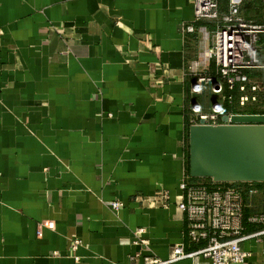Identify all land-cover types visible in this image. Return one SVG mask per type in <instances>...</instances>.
<instances>
[{"label": "crops", "instance_id": "crops-1", "mask_svg": "<svg viewBox=\"0 0 264 264\" xmlns=\"http://www.w3.org/2000/svg\"><path fill=\"white\" fill-rule=\"evenodd\" d=\"M254 10L261 0L241 5L263 22ZM192 18V0H0V264L124 263L200 246L187 245L177 206L190 103L203 101L185 68L198 52L182 30ZM241 246L242 264H264V235Z\"/></svg>", "mask_w": 264, "mask_h": 264}, {"label": "built area", "instance_id": "built-area-1", "mask_svg": "<svg viewBox=\"0 0 264 264\" xmlns=\"http://www.w3.org/2000/svg\"><path fill=\"white\" fill-rule=\"evenodd\" d=\"M250 1L254 0H227L226 8L221 9L219 0H192L193 18L182 30L193 35L198 52L185 68L194 76L190 93L202 95L203 101L190 103L188 126L229 123L234 114H264V21L255 22L243 16L241 5ZM224 115L226 121L222 120ZM257 183L214 181L185 173L178 184L181 199L177 206L185 214L187 245L200 246L187 250L182 241L169 247L165 259L142 256L136 251L124 263L112 264H176L196 256L210 264L244 263L248 253L241 243L264 235V210L245 216L251 199L261 191ZM155 197L160 206L168 204L166 191L159 190ZM109 206L118 210L122 202L115 200ZM245 224L257 228L245 232ZM142 232L138 228L135 234ZM133 243L147 245L145 239L137 236ZM80 244L79 239H73L70 249L76 250Z\"/></svg>", "mask_w": 264, "mask_h": 264}, {"label": "water", "instance_id": "water-1", "mask_svg": "<svg viewBox=\"0 0 264 264\" xmlns=\"http://www.w3.org/2000/svg\"><path fill=\"white\" fill-rule=\"evenodd\" d=\"M187 145L191 177L264 182V114H234L229 123L217 125L192 124Z\"/></svg>", "mask_w": 264, "mask_h": 264}, {"label": "rangeland", "instance_id": "rangeland-1", "mask_svg": "<svg viewBox=\"0 0 264 264\" xmlns=\"http://www.w3.org/2000/svg\"><path fill=\"white\" fill-rule=\"evenodd\" d=\"M256 10H254L252 12V14L255 16L256 19H263L264 20V12L262 10H258L256 13H255ZM259 16L260 17H256V16ZM255 109H260L262 110L261 107L257 108L256 106L254 107ZM187 142H188V139L186 141V150L188 151V145H187ZM249 209L253 212V211H261V210H264V194L263 192H259L256 196H254L252 199H251V204H250V207Z\"/></svg>", "mask_w": 264, "mask_h": 264}, {"label": "trees", "instance_id": "trees-1", "mask_svg": "<svg viewBox=\"0 0 264 264\" xmlns=\"http://www.w3.org/2000/svg\"><path fill=\"white\" fill-rule=\"evenodd\" d=\"M185 138H186V141H187V139H188V129H186ZM186 170L188 171V151L187 150H186ZM257 186L261 189V192H263V194H264V182H258Z\"/></svg>", "mask_w": 264, "mask_h": 264}]
</instances>
